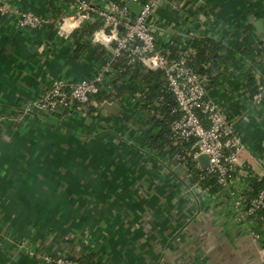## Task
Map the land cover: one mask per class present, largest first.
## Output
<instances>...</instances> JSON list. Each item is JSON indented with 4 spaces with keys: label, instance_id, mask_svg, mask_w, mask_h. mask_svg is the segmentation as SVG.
Here are the masks:
<instances>
[{
    "label": "crops",
    "instance_id": "crops-1",
    "mask_svg": "<svg viewBox=\"0 0 264 264\" xmlns=\"http://www.w3.org/2000/svg\"><path fill=\"white\" fill-rule=\"evenodd\" d=\"M127 1L97 3L105 8ZM76 2L1 0L8 13H0L6 18L0 21V264H52L41 255L99 264H261V224L255 218L236 223L226 193L192 192L170 156L148 147L159 129L152 132L147 123L140 94L108 102L121 112L115 116L102 106L100 120L80 111L34 109L53 82L96 78L114 59L111 41L99 31L78 55L74 33L80 28L63 38L53 25H17L24 12L70 17ZM160 2L154 25L177 32L156 33L161 44L185 49L190 32L208 30L241 46L251 26L253 44L264 50L255 26L264 24V0ZM249 68L236 59V77L208 94L242 139L238 173L264 178V104L250 95Z\"/></svg>",
    "mask_w": 264,
    "mask_h": 264
},
{
    "label": "built area",
    "instance_id": "built-area-1",
    "mask_svg": "<svg viewBox=\"0 0 264 264\" xmlns=\"http://www.w3.org/2000/svg\"><path fill=\"white\" fill-rule=\"evenodd\" d=\"M128 1L137 4L141 2V0ZM160 1L150 0L142 4L139 16H132L126 5L122 6L120 3H111L105 8H100L97 0H77L75 14L67 18L52 19L32 12L21 13L17 19L19 28L39 29L53 25L59 36L63 38H69L73 29L81 28L85 23L90 22L93 13L98 14L104 21V27L99 33L111 41L114 57L96 78L75 83L53 82L48 92L36 101L34 109L55 113L58 108L67 111L76 104L90 103L94 96L111 88L113 62L124 55L128 58L129 66L141 63L147 70L162 72L169 92L176 98L178 107L175 112L180 116L172 130V141L177 148V155L171 159V162L175 166H184L185 183L193 177L187 168L189 162L195 163L200 180L217 177L218 184L223 188L221 192L226 193L233 201L232 214L235 222L246 226L250 219L256 218L264 210V187L255 199L252 201L248 199L246 181L254 176L238 173V163L244 146L233 122L209 97L202 79L188 67L184 56L179 60H170L163 51L159 50L158 38L152 30V20ZM0 13H8V9L1 5V0ZM193 35L194 31L189 34V41ZM164 45L177 47L169 41H165ZM254 100L258 105L264 104L263 85H259ZM202 155H207L210 159L207 168H203L199 161ZM198 186V182L192 184L191 191L201 190ZM260 253L261 264H264V248ZM40 257L52 264H80L78 259L67 255Z\"/></svg>",
    "mask_w": 264,
    "mask_h": 264
},
{
    "label": "trees",
    "instance_id": "trees-1",
    "mask_svg": "<svg viewBox=\"0 0 264 264\" xmlns=\"http://www.w3.org/2000/svg\"><path fill=\"white\" fill-rule=\"evenodd\" d=\"M69 2L71 0H66V4ZM121 5L125 6L124 3H121ZM5 19L0 14V21ZM103 27L104 21L101 16L93 13L92 20L85 23L74 33L76 45L78 46L76 50L78 55L89 50L91 47L89 39L92 38L95 32L102 30ZM106 31L109 32V30ZM253 35V27H246L243 44L237 46L228 43L223 37L212 36L208 30H200L199 34L194 31V35L191 36L189 45L185 49L164 45L159 41L158 46L159 50L163 51L170 60H179L184 56L188 67L206 82L209 87L208 92L217 89L225 82L236 77L235 71L232 70L236 59L241 58L247 61L250 64V68L244 75V79L251 97L255 98L259 85L264 86V63L261 61L264 57V50L260 46L253 44ZM114 67L118 78L115 82H110L111 88L94 96L88 104H76L74 111L83 112L100 120L98 109L105 102H117L120 104L121 100L117 101L120 97L130 93L132 95L140 94L144 99L141 110L145 113L147 123L152 126V132L159 129L156 134L149 138L148 147L162 156L169 155L173 159L177 155V148L173 145L172 130L174 123L180 116L175 112L178 107L177 101L174 95L169 92L165 75L159 71L147 70L141 63L129 66L126 55L116 60ZM116 92H118L119 96L113 99L112 96ZM69 110H67V113L70 112ZM187 168L189 173L193 174L190 180L192 184L198 182V188L211 195L221 193L223 188L218 184L217 177H206L200 180L199 176H197L199 172L195 168V163L189 162ZM250 174L252 175L251 170ZM247 184V197L252 201L263 189L264 178L255 176L248 179ZM255 219L257 223L261 224L257 230L264 238V210ZM262 227L263 230H261ZM79 262L80 264H99L94 261L88 263Z\"/></svg>",
    "mask_w": 264,
    "mask_h": 264
},
{
    "label": "water",
    "instance_id": "water-1",
    "mask_svg": "<svg viewBox=\"0 0 264 264\" xmlns=\"http://www.w3.org/2000/svg\"><path fill=\"white\" fill-rule=\"evenodd\" d=\"M163 2H160L159 4L161 5ZM126 7H127V9L130 11V12H133V13H135V15L136 16H139V14L141 13V11H142V7L139 5V4H137V3H135V2H133V1H127L126 2ZM153 17H154V15H153ZM255 26H256V28H257V30H258V32L262 35V36H264V24H262L261 22H256L255 23ZM122 28H120V30H121ZM152 30H153V33L154 34H156V33H161L162 35H164V34H169V35H172V36H174V35H177V32L175 31V30H165V29H160V28H157L156 26H154V19L152 20ZM185 37H186V35L185 34H183ZM261 45L263 46V48H264V40H263V42H261ZM202 84L205 86V88L207 89V90H209V87H208V85H206V82L205 81H203L202 80ZM103 107L105 108V109H107V110H109V111H111L115 116H118L119 114H120V112H121V108L119 107V106H117L116 104H112V103H108V102H106V103H104V105H103ZM70 113H72V112H74V108L72 107V108H70ZM66 113V110L64 109V108H58L56 111H55V114H65ZM93 120L92 119H90V118H88V120H87V124H88V122H92ZM209 157L207 156V155H202V156H200V158H199V161H200V163H201V165L203 166V168H207L208 167V165H209ZM177 171L180 173V174H183L184 173V166H182V165H179L178 166V168H177ZM186 184H188L190 187H192V184H191V182L190 181H188ZM196 193L197 192H200V193H202V190H198V191H195Z\"/></svg>",
    "mask_w": 264,
    "mask_h": 264
}]
</instances>
